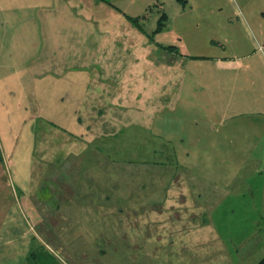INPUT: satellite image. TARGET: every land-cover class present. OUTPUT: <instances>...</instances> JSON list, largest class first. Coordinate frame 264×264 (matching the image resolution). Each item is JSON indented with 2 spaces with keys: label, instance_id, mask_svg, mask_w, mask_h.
<instances>
[{
  "label": "crops",
  "instance_id": "1",
  "mask_svg": "<svg viewBox=\"0 0 264 264\" xmlns=\"http://www.w3.org/2000/svg\"><path fill=\"white\" fill-rule=\"evenodd\" d=\"M121 1L0 0V264H39L37 242L42 245L43 230L50 236L60 235L62 240L64 236V242L72 244L74 234L69 236L64 230L74 231L77 221L68 224L61 219L80 214L85 207V202H78L81 197H95L94 210L88 206L82 211L91 212L94 218L100 215L99 223L93 225L110 229L107 240L111 231L119 230V237L150 245L151 255L156 246V258L160 245L170 246L166 252L174 254L176 250L178 255L181 249L204 247L212 239L208 235L215 237L212 232L205 238H193L192 229L210 225L194 222L195 213L189 215L192 196L201 193L187 186L184 175L167 186V173L157 161L156 167H139L128 176L126 169H118L116 158L105 156L104 149L120 151L122 144L126 153L128 140L133 146L141 145L146 135L154 144L145 149L155 155L160 146L180 151L175 162L191 159L202 167L198 168L202 178L216 175L221 181L228 167L231 180L238 167L250 166L252 172L262 163L256 153L264 150V0H237L233 16L223 25L221 18L207 13L206 6L213 5L212 0H200L198 23L192 22L190 15L185 17L190 0H164V12L158 19L166 16L161 31L156 30L158 21L154 29L146 30V15H130ZM179 17L185 30L170 25ZM259 51L262 55L256 56ZM17 62L22 72L30 71L31 81L48 103L53 102V110L63 113L67 108L64 104L72 103L73 108L66 113L70 129L57 126L55 132L42 130L40 138L41 161L55 165L57 157L63 155L69 168L66 177H75L71 185L57 186L54 206L29 204L30 197H38L36 192L31 196V189L21 183L25 177L18 185L14 183V165L27 160V153L19 155L22 161L14 158L15 138L10 141L13 124L9 115L14 103L9 94ZM244 118L248 125L242 123ZM162 123L189 129V139H176V131L160 133ZM132 129L140 132L137 137L128 134ZM89 148L93 149L89 156L93 155L95 165L92 170H82V166L91 165L85 153ZM80 175L87 184L78 188ZM200 177L194 175L195 179ZM14 185L23 197L19 204L14 199ZM32 209L39 210V215L32 217L36 224L24 216ZM20 213L22 221L16 217ZM46 213L60 219H48ZM131 213L133 222L116 217ZM122 228L128 229L124 235ZM215 240L224 246L220 239ZM181 256L175 262L182 261ZM226 260L232 264L228 256ZM194 261L185 260L186 264L197 263Z\"/></svg>",
  "mask_w": 264,
  "mask_h": 264
},
{
  "label": "rangeland",
  "instance_id": "2",
  "mask_svg": "<svg viewBox=\"0 0 264 264\" xmlns=\"http://www.w3.org/2000/svg\"><path fill=\"white\" fill-rule=\"evenodd\" d=\"M109 1L112 2L114 0ZM183 1V3H186L185 0ZM190 1L191 5H188L189 9L185 17L190 15L194 19L192 22L198 23V15L201 13L199 12L200 0ZM207 1L208 3L211 2L210 0H206L205 3H207ZM162 2H164V0H122L120 5L124 10L128 11L129 14L131 13L130 15L138 14V12L139 14L144 13L147 18L144 21L142 19L144 27L146 30H152L156 27V21H158L160 15L164 12L162 9ZM212 2L213 5L207 4L206 6L209 7L207 13L209 16L212 13L215 19L217 17L221 18V24L223 25L225 20L233 16L237 0H212ZM180 19L181 17H179V20L172 19L173 24L171 22L170 25L182 31L185 30L186 26H184V22ZM248 40H250V38H248ZM248 42L250 43V41ZM260 53L262 55V51H259L256 53V56H260ZM15 60H18V55H15ZM19 61L20 60H18V62ZM18 65V69L14 71V86H12V92L9 94V100L13 101L11 103H14L13 114L9 115V122L13 124V133L10 135V141H12V138H15L14 142L16 143V148L14 150V158H17V160L21 159L22 161L23 158L19 156L20 154L24 155L27 153L29 155H25V158H27L26 162L22 161L14 165L13 175L16 180L14 183L18 185L19 182H21L20 179H24L25 177V181L21 183L26 184L27 190L31 189V196L34 191L36 192L38 197H30L29 204L41 202L43 205L46 204L47 207L50 205L54 206L55 199L53 196L55 190H59L57 186L60 183L71 185L73 182L72 179L75 177H66L68 176L66 172L69 171V168L68 165H64L67 162H63L65 157L63 155L57 157L55 165L45 164L41 161L40 138H42V130L49 129L55 132L57 126H59V128L63 127L65 129H70L67 124L70 122V118H68L66 113H69L73 108L71 107L72 103L68 101L64 104L67 105V108L64 109L63 113L58 110H53L54 108L50 106L53 102L48 103L46 96L38 92L39 86L33 84L31 81L32 76L30 75V71L22 72V65L20 63H18ZM67 99L68 98H66V100ZM167 113V111L164 112V118H166ZM6 119H8V117H5L3 120L7 121ZM160 119L158 123L161 122ZM241 121L245 123V125L249 123L247 118ZM159 130L160 133L164 132L167 134H170L168 132L176 131L174 133L176 139H189V129L181 130L180 127H173L172 125L167 126L166 123H162V127H159ZM137 133L140 132L132 129L129 130L128 134L131 136L133 135L132 137H137ZM51 135L54 136L52 133ZM0 138H2V135H0ZM142 138L145 139V143L135 146L128 140L126 142V153L123 151L124 148L122 144L120 145V151L107 148L103 150V153L110 160L116 158L117 163L120 162V166L117 165L118 169L121 168V171L123 168L126 169L128 176H132V173H136L139 167L140 169L141 167H147L149 169L156 167L154 163L157 161L161 163V168L164 166L163 169L167 173V186L173 184L172 181H174V179L177 180L181 175H184L187 186L190 188L194 186L195 189H197V191L200 190L199 192L201 193L199 194L197 192L198 195L192 196L191 203L193 208L190 209L191 212L189 215L195 213L196 218L194 222L202 225L206 223L211 227H199L200 230L192 229L194 237H191L198 238L200 235V237L205 238L207 233L211 234L212 232L216 234L215 237L214 235H208V238L210 237L212 239H209L208 243L205 241L206 245L204 247H197L195 249H190L189 247V250L181 249L182 254L178 253V255L175 254L176 250L173 251L174 254H168L166 250H169L171 247L160 245L158 247L160 254L158 258H156V252L154 251L156 246L153 248V253L151 255V250H148L150 245L142 244L141 240H128L119 237V230L111 231V239L107 240V233L110 229H99L94 226L95 223H99L100 215L98 214L97 218H94L91 212L86 213L82 211L88 209V206L91 208V211L94 210L93 205L96 200L95 197L92 196L90 199H83V197H81L78 202L81 204L85 202V207H82L84 209L81 207L79 208V211L82 209L80 214L69 213L70 215L68 216L70 218L66 219L65 215H63V219H61L64 223L68 224L77 221L75 226H73L75 229L72 228L74 231L64 230L69 236L70 233L74 234L70 237L73 243L70 245L66 244L64 242V236L63 240L58 238L60 235L57 234L55 236H50L48 230L40 231L42 234V245L37 242V245L40 246L39 264H186V259H190V261L194 259V262H197L195 264H199V260L201 262L200 264H226L227 256L230 258L229 261L232 264H257L264 257V150L260 152L256 151L257 157L261 159L262 163L256 166L254 171L249 172V170H251L250 166H240L238 167V174L231 179V181L230 177H228L230 175L228 171L230 167H228L227 170L224 169L221 181V177L216 175L211 176V178H209V176L202 178L204 175H200L198 172V168L202 169V167L195 166L191 159L185 162L180 159L181 164L178 160V162H175L177 158L176 154L180 151L168 150L166 146H160L158 153H156L157 150L156 152L154 151L156 153L155 155L150 149H145L147 146H152L154 144L150 142L151 139H146L148 138L146 135ZM118 140L121 139L118 138ZM111 141L116 142L117 140ZM53 144H55V141H53ZM92 151L93 149L89 148L85 152L87 157ZM85 153H83V155H85ZM62 154H64V152ZM114 154L118 156L115 157ZM92 156L93 155L89 156L88 159L83 156L88 160L87 164L91 165L82 166V170L86 167L92 170V167L95 165L91 160ZM59 161L63 163L60 164ZM29 162H32V164L29 165ZM45 175L48 177H44ZM51 175H56L58 178H52ZM194 175L201 177L195 179ZM82 177V175L79 177L81 181L83 179ZM58 179L61 181H56ZM86 181L79 182L77 184L78 188H80V184L86 186ZM226 181H231V183ZM160 184L163 185V183ZM93 185H96V183L94 182L92 186ZM162 189L163 188H160V190ZM14 190V199L16 204H19L23 197L21 198V194L16 190L15 185ZM115 199L116 201L118 200V198ZM34 210H36L37 213H35ZM34 210L32 209L31 213L25 212L24 216L32 218L35 214L39 215V210ZM45 216L48 219L50 217L51 220L54 217L60 219V216L57 214L46 213ZM16 217H19L22 221L23 213L16 214ZM116 217H120V219L124 217L127 220L131 219L133 222L135 216L134 213H131L130 215L116 214ZM31 220L32 224H36L33 218ZM198 224L196 226H199ZM105 225H107V223H105ZM126 229H120L123 233L122 235L127 232L128 229ZM198 231H201V233L198 234ZM59 232L62 231H55V233ZM174 237L179 238L175 233ZM216 238L220 239L224 246L221 245L219 240H215ZM195 241L196 240H194V242ZM224 247L227 253H225ZM226 254L227 256H225ZM223 255L226 257L225 259ZM178 256H181L182 261L175 262ZM171 258H173L174 263L171 262ZM227 264H229V262Z\"/></svg>",
  "mask_w": 264,
  "mask_h": 264
},
{
  "label": "trees",
  "instance_id": "3",
  "mask_svg": "<svg viewBox=\"0 0 264 264\" xmlns=\"http://www.w3.org/2000/svg\"><path fill=\"white\" fill-rule=\"evenodd\" d=\"M165 21H166V16L163 14L160 20L158 21V27L156 29L157 31H161L164 28ZM135 22H137V20H135ZM257 264H264V257Z\"/></svg>",
  "mask_w": 264,
  "mask_h": 264
}]
</instances>
